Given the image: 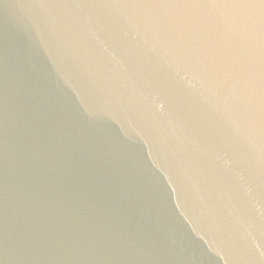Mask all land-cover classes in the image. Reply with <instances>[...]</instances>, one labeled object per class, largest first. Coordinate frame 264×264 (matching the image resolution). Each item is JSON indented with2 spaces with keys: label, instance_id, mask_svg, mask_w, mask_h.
Wrapping results in <instances>:
<instances>
[{
  "label": "water",
  "instance_id": "water-1",
  "mask_svg": "<svg viewBox=\"0 0 264 264\" xmlns=\"http://www.w3.org/2000/svg\"><path fill=\"white\" fill-rule=\"evenodd\" d=\"M264 102V0H0V264H203Z\"/></svg>",
  "mask_w": 264,
  "mask_h": 264
}]
</instances>
